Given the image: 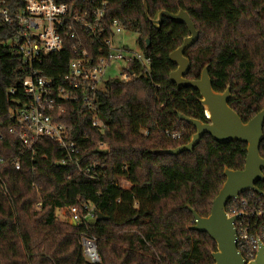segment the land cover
<instances>
[{
  "label": "trees",
  "instance_id": "trees-1",
  "mask_svg": "<svg viewBox=\"0 0 264 264\" xmlns=\"http://www.w3.org/2000/svg\"><path fill=\"white\" fill-rule=\"evenodd\" d=\"M104 1L109 20L138 34L150 65L129 63L125 73L134 76L106 82L95 93L93 110L67 104L61 119L80 153L64 166L57 165L63 155L55 141L45 138L28 151L9 132L17 128L13 100L25 99L26 68L7 45L10 31L0 29V264H90L82 252L84 236L95 239L99 264H215L217 245L192 229L191 209L209 216L225 169H244L247 145L220 144L206 135L192 152L159 153L189 143L195 134L179 114L208 119L199 92L169 80L176 69L169 55L189 36L187 27L168 18L156 27L150 19L161 11L189 14L199 38L185 55L191 63L186 78L198 80L210 66L214 91L230 87L229 105L247 123L264 108V0ZM69 43L46 58L44 74L54 81L73 57ZM94 118L103 121V132L92 126ZM98 142L107 153L97 152ZM14 160L21 170L11 165ZM257 187L264 193V181ZM84 204L105 219L73 225L56 218V209L65 207H78L84 217Z\"/></svg>",
  "mask_w": 264,
  "mask_h": 264
},
{
  "label": "built area",
  "instance_id": "built-area-1",
  "mask_svg": "<svg viewBox=\"0 0 264 264\" xmlns=\"http://www.w3.org/2000/svg\"><path fill=\"white\" fill-rule=\"evenodd\" d=\"M107 7L104 0H0V29L10 31L7 45L26 68L22 81L25 99L13 100L16 108L11 112L17 128L9 130L19 136L26 150L33 151L40 141L51 139L62 152L61 163L78 161V143L71 139L72 129L61 119L67 104L93 110L95 93L103 90L106 82L134 76L125 73L129 63L149 68L150 59L139 48L128 45L125 35L130 28L118 20H109ZM68 42L73 57L66 74L54 81L44 74L46 58L62 52ZM114 71L118 73L112 74ZM9 93L14 96L16 90L10 89ZM92 126L101 132L105 129L98 118L93 119ZM96 146L97 151L107 150L103 142ZM11 165L21 170L19 160L11 161ZM123 181L126 180L120 183ZM263 200L247 192L226 206L229 217H238L237 246L248 262L256 259L260 244L264 246ZM35 209H40V204ZM83 209L87 211L84 217L78 207L58 208L55 215L59 221L75 225L97 217L94 206L84 204ZM81 247L90 264L101 263L95 239L82 237Z\"/></svg>",
  "mask_w": 264,
  "mask_h": 264
},
{
  "label": "water",
  "instance_id": "water-1",
  "mask_svg": "<svg viewBox=\"0 0 264 264\" xmlns=\"http://www.w3.org/2000/svg\"><path fill=\"white\" fill-rule=\"evenodd\" d=\"M163 18L184 24L189 33L182 45L169 55V60L176 66V69L170 73L169 80L179 89L192 88L198 91L201 96V105L204 107L205 113L209 115L207 116L208 122H202L179 114L181 120L195 128V134L189 143L159 153L179 155L183 152H192L206 135L220 144L241 142L247 145L244 169L241 171L225 169L226 180L212 203L209 216L200 217L191 209L195 219L192 229L208 234L216 243L217 251L213 253L215 264H264V246L262 244H260L254 261L245 260L237 246L235 222L238 217H229L226 212L227 204L231 200L238 199L244 193L254 192L264 197V193L257 187L259 182L264 181V158L260 155V147L264 140V108L250 121L243 123L239 115L229 105L233 99L230 87L224 92L214 91L209 75L210 66H206L202 70L200 79H187L191 63L185 55L198 40L199 33L189 14L183 10L177 14L161 11L150 21L156 27H160ZM97 152L107 153V150H98ZM57 165L64 166L63 163ZM102 219L105 218L98 214L89 223L94 224Z\"/></svg>",
  "mask_w": 264,
  "mask_h": 264
},
{
  "label": "rangeland",
  "instance_id": "rangeland-1",
  "mask_svg": "<svg viewBox=\"0 0 264 264\" xmlns=\"http://www.w3.org/2000/svg\"><path fill=\"white\" fill-rule=\"evenodd\" d=\"M131 32V33H129ZM126 40L128 41V45L133 48V49H137L138 45H137V38H138V34L136 32H134L131 29H128V33H126L125 35ZM122 66V65H121ZM120 66V68H121ZM118 72L114 71L112 74H117ZM121 185L124 188H128L130 187L129 183H127L126 181L121 182Z\"/></svg>",
  "mask_w": 264,
  "mask_h": 264
},
{
  "label": "bare ground",
  "instance_id": "bare-ground-1",
  "mask_svg": "<svg viewBox=\"0 0 264 264\" xmlns=\"http://www.w3.org/2000/svg\"><path fill=\"white\" fill-rule=\"evenodd\" d=\"M206 115L208 116L209 114H208V113H206Z\"/></svg>",
  "mask_w": 264,
  "mask_h": 264
}]
</instances>
